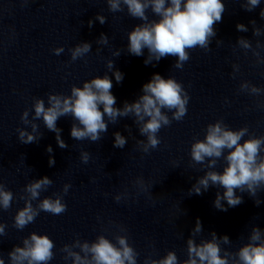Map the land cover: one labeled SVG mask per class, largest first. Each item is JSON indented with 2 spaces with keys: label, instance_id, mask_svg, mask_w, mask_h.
Instances as JSON below:
<instances>
[{
  "label": "clouds",
  "instance_id": "clouds-1",
  "mask_svg": "<svg viewBox=\"0 0 264 264\" xmlns=\"http://www.w3.org/2000/svg\"><path fill=\"white\" fill-rule=\"evenodd\" d=\"M27 2V0H25ZM108 9L112 13L124 12L128 16L142 21L134 25L127 34V52L133 56H143L147 49L148 55L144 60L145 65L156 66L162 58L175 57L172 67L183 69L184 64L190 60V51L197 48L205 52L211 51L210 44L216 37L215 25L222 22L226 11L223 0H106ZM261 4V0H242L241 7L248 12L254 11ZM151 11L158 19H150ZM264 19V8L259 13ZM100 24L106 23V17L97 14L94 18ZM252 34L260 37L262 29L257 27L256 21L251 20ZM88 27H93V20L88 21ZM239 32H247L248 28L242 23L236 25ZM108 36L101 33L96 40L98 45H107ZM217 45L222 40H216ZM239 48L247 55L251 51L255 64H264L261 49L264 44L256 40L255 47L250 39L243 36L237 38L233 51ZM92 50L90 42H80L69 48L71 62L84 58ZM53 53L59 56L64 52L63 47L54 48ZM99 52L100 49H97ZM121 51L113 53L118 57ZM156 62V63H154ZM107 68L115 78L117 84L124 79V74L114 68V61H107ZM232 77L235 79L240 72L238 64H232ZM113 81L107 73L102 77L96 76L84 81L82 87L73 85L70 95H47V105L43 98L37 97L33 102L34 115L29 119V110L21 115V122L30 126L17 128L18 140L22 144L38 143L43 133L35 122L41 120L43 125L56 134L57 145L61 149L68 148V144L61 138L62 129L57 127L61 117L72 118L70 135L76 141L89 140L96 143L102 139V134L108 131L109 124L118 123L120 118L131 117L138 128L139 134L146 139L136 140L139 150L150 154L151 150L158 148L161 139L158 133L168 127L175 120L182 121L188 111L190 96L183 84L174 77L167 79L160 74H153L150 81L143 84L142 95L134 102L125 101L122 108L116 107V97L112 94ZM238 92L250 96L264 95V88L258 87L247 80H242ZM228 102L227 100L225 101ZM257 108H264V100H256ZM102 109V110H101ZM171 113V116L168 115ZM126 130L130 128L126 125ZM113 147L123 149L127 138L120 132L113 133ZM247 137V139H244ZM46 151L53 153L49 145ZM192 165H200L206 169L204 175L197 178L189 189L190 196L202 195L210 187L222 188L223 193L217 191L214 207L220 211L236 207L243 203V197L237 195L247 193L254 200L256 206L262 201L258 193L264 190V135L256 136L250 133L247 125L239 129H231L223 119L209 123L205 129L203 139L194 138L190 147ZM80 159L87 164L90 153L81 151ZM223 161L222 171H218V164ZM49 166H54L55 159L49 156ZM53 184L48 176L33 179L27 183L19 195L24 201V207L17 210L14 216L13 227L23 230L34 223L40 212L52 215H61L67 211L64 196L67 195L71 184H65L62 192L53 193L52 196L40 199L41 193L46 192ZM138 189L137 195L145 193L151 198L150 185L143 176H138L133 181ZM127 191L117 194L114 199L120 202L127 199ZM16 199L13 192L3 182H0V210L7 211ZM33 201H38L34 206ZM227 207L225 206V202ZM99 219V218H98ZM109 223H113L109 221ZM116 231L113 239L105 235H97L95 240H81L79 236L71 244H65L60 249L65 261L71 260L72 264H138L139 252L130 243L127 228L121 224L115 225ZM6 225L0 223V237L6 236ZM107 230V229H106ZM203 232L202 222L196 219L195 226L186 240V258L181 260L175 251H167L160 258L145 256L143 264H264V230L253 225L247 237L236 251H230L221 245H231L227 235L218 236L215 231L210 232V239L197 237ZM54 241L47 234L30 233L22 239V246L16 245L7 254L8 264H49L55 257ZM75 249H79L76 251ZM0 264H5L3 253L0 252Z\"/></svg>",
  "mask_w": 264,
  "mask_h": 264
}]
</instances>
